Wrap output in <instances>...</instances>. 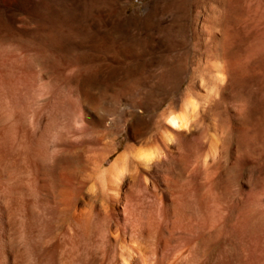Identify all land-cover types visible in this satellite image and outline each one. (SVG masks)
<instances>
[{"label":"rangeland","instance_id":"rangeland-1","mask_svg":"<svg viewBox=\"0 0 264 264\" xmlns=\"http://www.w3.org/2000/svg\"><path fill=\"white\" fill-rule=\"evenodd\" d=\"M29 1L36 9H17L19 17L42 33L50 0ZM17 2L0 0L1 50L6 57L23 53L20 63L40 65L44 89L55 86L61 94L56 108L62 122L80 133L71 137L75 152L59 154L48 144L31 145L33 152L7 145L0 161L25 167L38 164V156L53 157L88 182L85 191L98 192L93 178L99 153L105 148L108 168L127 150H160L168 117L190 100V131L163 158L169 170L149 176L147 190L127 189L122 221L174 224L171 204L185 190L188 207L210 216L189 220L198 226L186 245L185 264H230L229 243L243 254L242 264H264V0H55V46L11 26L5 7ZM43 97L49 104L48 92ZM83 105L92 118L74 121ZM45 132L59 143L54 131ZM220 186L238 190L242 203L233 201L234 212L223 223Z\"/></svg>","mask_w":264,"mask_h":264},{"label":"bare ground","instance_id":"bare-ground-1","mask_svg":"<svg viewBox=\"0 0 264 264\" xmlns=\"http://www.w3.org/2000/svg\"><path fill=\"white\" fill-rule=\"evenodd\" d=\"M17 3L15 9L5 7L11 26L24 37L33 35L36 40L45 38L53 46L57 45L58 36L53 28L58 21L55 0H50L47 7L49 26L42 33H33L29 20L20 18L17 12V9L35 10V5L29 0H18ZM2 48L0 45V155L6 152L4 148L7 145L33 152L31 145L37 148L48 144L59 154L75 152L77 148L71 137L80 132L71 122H62L63 113L56 108L58 98H61L57 88L49 86L45 90L40 65L35 62L20 63L23 53L13 56L9 53L11 57H6ZM220 75H224L223 71ZM45 92L49 94V104L43 97ZM184 105V111L168 117L167 128L162 132L164 147L160 150L158 147L144 148L139 153L127 150L119 154L108 168H105V148L99 153L94 166L96 178H93L98 184V192L85 191L88 182L80 179L68 166L61 165L65 164L64 161L55 164L53 157L38 156V164L29 163L25 167L19 165V161L14 165L1 160L0 264H185L186 245L198 226L189 220L200 216L210 218L206 210L188 207L187 191L180 190L178 203L174 201L171 204L170 213L177 219L174 224L163 220L127 226L122 221L127 189L141 186L147 190L149 176L167 172L169 168L163 158L169 157L174 143L190 131L192 102L185 100ZM81 111V115H72L71 118L74 121L78 119L80 123L92 118L86 105ZM46 128L54 131L58 144L48 139ZM213 151L216 154V150ZM54 180L57 191L52 186ZM220 188L221 215L218 222L223 223L234 212L233 201L242 203L237 197L238 190L226 186ZM37 194H41V198ZM260 241L259 246L263 244L261 256L264 258V237ZM225 249L230 264H242L243 254L238 248L229 243ZM248 251L245 258L251 256V250Z\"/></svg>","mask_w":264,"mask_h":264}]
</instances>
